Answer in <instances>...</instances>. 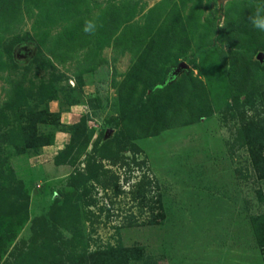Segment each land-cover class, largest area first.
Here are the masks:
<instances>
[{
	"label": "rangeland",
	"instance_id": "obj_1",
	"mask_svg": "<svg viewBox=\"0 0 264 264\" xmlns=\"http://www.w3.org/2000/svg\"><path fill=\"white\" fill-rule=\"evenodd\" d=\"M262 4L0 0V264H264Z\"/></svg>",
	"mask_w": 264,
	"mask_h": 264
},
{
	"label": "clouds",
	"instance_id": "obj_2",
	"mask_svg": "<svg viewBox=\"0 0 264 264\" xmlns=\"http://www.w3.org/2000/svg\"><path fill=\"white\" fill-rule=\"evenodd\" d=\"M249 21L254 29L264 32V4L257 6L255 12L249 16ZM220 27H223V24H221ZM94 29V22L89 21L87 22L84 30L86 32H92Z\"/></svg>",
	"mask_w": 264,
	"mask_h": 264
},
{
	"label": "trees",
	"instance_id": "obj_3",
	"mask_svg": "<svg viewBox=\"0 0 264 264\" xmlns=\"http://www.w3.org/2000/svg\"><path fill=\"white\" fill-rule=\"evenodd\" d=\"M5 13V12H8L7 10H6V8H4V5L2 6V7H0V13ZM203 48L204 47H202V48H200L199 50H198V54H200L202 51H203ZM242 144H244V142L242 143ZM249 149V151H250V153H251V156H252V160H251V162L255 165V168H256V170H257V173H258V176L260 177V178H263L264 177V164H262V162H264V157H261V156H259V155H257L256 153H255V150H253V148H248ZM72 264H79L76 260L75 261H73V262H71ZM70 263V264H71Z\"/></svg>",
	"mask_w": 264,
	"mask_h": 264
},
{
	"label": "water",
	"instance_id": "obj_4",
	"mask_svg": "<svg viewBox=\"0 0 264 264\" xmlns=\"http://www.w3.org/2000/svg\"><path fill=\"white\" fill-rule=\"evenodd\" d=\"M183 67H188L187 62H182L177 68H175L172 72V75H177L179 72H181Z\"/></svg>",
	"mask_w": 264,
	"mask_h": 264
}]
</instances>
